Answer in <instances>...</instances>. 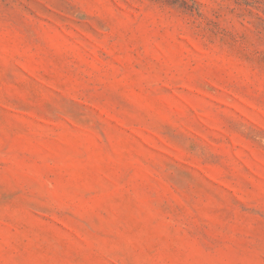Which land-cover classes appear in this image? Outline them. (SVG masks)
Segmentation results:
<instances>
[{"label": "rangeland", "instance_id": "1", "mask_svg": "<svg viewBox=\"0 0 264 264\" xmlns=\"http://www.w3.org/2000/svg\"><path fill=\"white\" fill-rule=\"evenodd\" d=\"M0 264H264V0H0Z\"/></svg>", "mask_w": 264, "mask_h": 264}]
</instances>
